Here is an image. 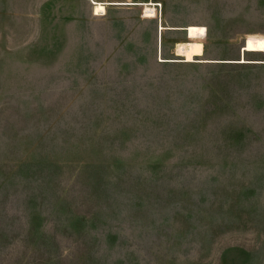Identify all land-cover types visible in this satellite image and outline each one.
<instances>
[{"label": "rangeland", "instance_id": "1", "mask_svg": "<svg viewBox=\"0 0 264 264\" xmlns=\"http://www.w3.org/2000/svg\"><path fill=\"white\" fill-rule=\"evenodd\" d=\"M153 1L0 0V264H264V0Z\"/></svg>", "mask_w": 264, "mask_h": 264}, {"label": "bare ground", "instance_id": "2", "mask_svg": "<svg viewBox=\"0 0 264 264\" xmlns=\"http://www.w3.org/2000/svg\"><path fill=\"white\" fill-rule=\"evenodd\" d=\"M93 3L95 4L94 8H95L96 14L105 13L106 4L114 3V4H128V5L142 4L146 6L145 8L146 16L158 15V12L156 13L155 11L156 10L155 7L157 3H155L153 0H149V1L127 0V1H115V2H103L102 0L101 1L93 0ZM161 29H163V27ZM185 30H186V33H187L186 35L189 38V40L178 42L177 48H176L177 54L184 56L186 61H194L196 60V57H201V58L204 57L205 56V46L203 44L202 38H205L207 36L208 30L206 26L199 25V24H190L187 27H185ZM243 50H244V53L247 51L255 52L253 50L264 51V36L253 35V34L249 35L246 38V42L244 43ZM243 61H247V60L244 58Z\"/></svg>", "mask_w": 264, "mask_h": 264}, {"label": "built area", "instance_id": "3", "mask_svg": "<svg viewBox=\"0 0 264 264\" xmlns=\"http://www.w3.org/2000/svg\"><path fill=\"white\" fill-rule=\"evenodd\" d=\"M159 6V4H157ZM157 5H156V9H157Z\"/></svg>", "mask_w": 264, "mask_h": 264}, {"label": "crops", "instance_id": "4", "mask_svg": "<svg viewBox=\"0 0 264 264\" xmlns=\"http://www.w3.org/2000/svg\"><path fill=\"white\" fill-rule=\"evenodd\" d=\"M92 2H93V0H92Z\"/></svg>", "mask_w": 264, "mask_h": 264}]
</instances>
